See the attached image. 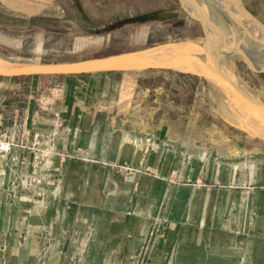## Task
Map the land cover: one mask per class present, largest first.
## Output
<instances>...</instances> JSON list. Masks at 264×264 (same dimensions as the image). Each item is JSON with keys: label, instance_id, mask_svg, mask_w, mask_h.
Masks as SVG:
<instances>
[{"label": "rangeland", "instance_id": "1", "mask_svg": "<svg viewBox=\"0 0 264 264\" xmlns=\"http://www.w3.org/2000/svg\"><path fill=\"white\" fill-rule=\"evenodd\" d=\"M235 1L224 12L220 0H197L201 10L182 0H0V57L48 63L164 46L162 55L206 64L264 101L255 51L264 39L234 26L264 32V0ZM187 9L211 16L201 18L213 28L205 26L208 40ZM152 10L159 13L148 21L115 25ZM31 17L57 25L32 26ZM222 19L234 30L227 24L224 33ZM198 69L209 82L149 69L169 80L138 108L155 112L151 130L71 129L56 115L41 139L32 119L21 138L15 125L2 129L28 83L1 79L14 87L0 99V264H264V140L234 126L216 94L221 84ZM224 80L225 95L242 94ZM104 152L118 158L106 166Z\"/></svg>", "mask_w": 264, "mask_h": 264}, {"label": "crops", "instance_id": "2", "mask_svg": "<svg viewBox=\"0 0 264 264\" xmlns=\"http://www.w3.org/2000/svg\"><path fill=\"white\" fill-rule=\"evenodd\" d=\"M168 83L165 70L35 74L26 86L22 85L27 93L22 100L24 105L19 107L10 102L7 106L11 118L2 129L10 131L15 125V135L21 138L31 130L28 127L32 119L33 137L37 133L41 139L51 131V120L59 115L68 122L71 129H84L96 123L102 128L119 124L130 130L142 124L151 130L154 128L155 112L138 108L144 105L150 94L162 90ZM14 85L19 87L21 84ZM1 87L3 98L7 89L14 86L0 82ZM20 124H23L22 128ZM40 147L43 148V145L40 144ZM112 157L114 160L118 158L116 153L104 152V165L110 166L113 163ZM53 161L56 159H49V163Z\"/></svg>", "mask_w": 264, "mask_h": 264}, {"label": "water", "instance_id": "3", "mask_svg": "<svg viewBox=\"0 0 264 264\" xmlns=\"http://www.w3.org/2000/svg\"><path fill=\"white\" fill-rule=\"evenodd\" d=\"M227 5V3H226ZM228 6V5H227ZM248 11V10H247ZM249 12V11H248ZM159 13V10H152L136 15H131L118 19L115 25H123L127 23H141L150 20ZM250 14V13H249ZM251 15V14H250ZM252 16V15H251ZM253 17V16H252ZM258 22V21H257ZM259 23V22H258ZM203 28L204 25L201 22ZM260 24V23H259ZM262 25V24H261ZM264 26V25H262ZM205 31V28H204ZM205 35H207L205 31ZM256 42V43H255ZM259 46L260 42L254 41ZM164 46L154 47L150 49H142L139 51L123 52L110 56L90 57L79 60L57 61L48 63L23 62L14 59H6L0 57L3 66H0V75L16 76L26 74H49V73H70V72H89V71H127L140 72L148 69L165 68L175 69L183 72H190L208 81L209 74L199 72L198 65L192 66L174 57H166L162 55ZM259 49H255L256 53ZM261 52L259 51V54ZM260 58L264 61V55L260 54ZM197 70H196V69ZM264 71V68H259ZM211 78V76H209ZM220 78V77H219ZM214 79V77H212ZM221 79V78H220ZM217 79L222 85L215 86L216 94L220 96L221 103L228 116L236 123L234 126L245 131L252 137L264 140V132L256 131L254 128H264V101L252 92L244 91L242 94L237 92L224 94L226 88L223 80Z\"/></svg>", "mask_w": 264, "mask_h": 264}, {"label": "bare ground", "instance_id": "4", "mask_svg": "<svg viewBox=\"0 0 264 264\" xmlns=\"http://www.w3.org/2000/svg\"><path fill=\"white\" fill-rule=\"evenodd\" d=\"M183 1V4H184V2L186 3V4H188L193 10H197V8H198V10H201V4L199 3V2H197V0H182ZM211 2V1H210ZM220 2L222 3V6H223V8L221 7V9H223V11L225 12V10L226 11H229L230 9H232V8H236V6L237 5H239V4H237V2L235 1V0H220ZM226 3H227V5H226ZM240 11L238 12V13H240V17L241 18H243V19H245V20H247V17H246V14L244 13V10H242L243 8L242 7H240ZM188 10V9H187ZM189 11V10H188ZM190 12V11H189ZM200 12V14H201V18H203L204 16H206L205 15V13H203V11H199ZM191 13V12H190ZM192 14V13H191ZM196 19H198L200 22H205V21H202L201 20V18L199 17V16H197V15H195V14H192ZM209 17H211V16H209ZM209 17H207V18H205L204 17V19H208ZM213 19V18H212ZM211 19V20H212ZM214 20V19H213ZM208 21L209 22H211L210 21V18L208 19ZM206 22H207V20H206ZM213 22V21H212ZM250 22V21H249ZM208 23V22H207ZM226 23V24H225ZM220 25H221V27H222V31L225 33L226 32V29H227V24L229 25V27L231 28V29H233V27H231L232 26V22H230V21H227V20H221L220 21V23H219ZM204 25V24H203ZM212 25H213V23H212ZM234 25V24H233ZM205 26H207V25H205ZM204 26V28H205V31H206V27ZM235 26V28L240 32V33H244V31L245 32H247L249 35H251V36H255V39L256 40H261V39H264V34H262V33H264V32H262V30L261 31H259V30H257L258 29V27H256V28H253V25H251V23H249L248 24V28L245 30V29H243V28H241V26H236V25H234ZM209 26H207V28H208ZM208 29H212L213 30V28H208ZM234 30V29H233ZM209 32V31H208ZM262 32V33H261ZM206 33H207V31H206ZM210 33V32H209ZM233 34H236V33H233ZM228 35V34H227ZM235 37H236V35H235ZM207 40H208V34H207ZM206 47H208V45L206 46ZM207 49V48H206ZM237 49H239L238 48V46H237ZM259 49V48H258ZM240 50H242V49H240ZM259 51L261 52V54L262 53H264V49H259ZM202 52V51H201ZM208 52H211L209 49H208ZM242 52V51H241ZM249 52L250 51H246L245 53L246 54H244V52H243V55H245V56H247V57H250L251 55H249ZM251 53V52H250ZM209 54V53H208ZM200 55H201V53H200ZM256 61V60H255ZM254 62V61H253ZM225 64H226V62H225ZM208 65H209V63H208ZM0 66H3V62L2 61H0ZM201 66V65H200ZM201 68H203V69H205L206 71H209L210 72V74L211 75H213V77H215L216 78V82H217V79H220L222 76H223V78H221V79H225V80H227L228 82L229 81H231L232 82V85L237 89V91H240L241 90V85H237V83L236 82H234L231 78H228L229 76H228V74H224L223 72H216L217 70H213L212 68L210 69V67L209 66H206V64H204V66H201ZM207 68V69H206ZM197 70V69H196ZM200 72V71H199ZM202 72V71H201ZM208 72V73H209ZM203 73V72H202ZM205 73H207V72H205ZM227 75V76H226ZM220 77V78H219ZM220 79V80H221ZM224 80V81H225ZM217 84H218V82H217ZM220 84V83H219ZM218 84V85H219ZM241 92V91H240ZM256 128V127H255ZM258 130H260L261 132H264V128H259Z\"/></svg>", "mask_w": 264, "mask_h": 264}, {"label": "trees", "instance_id": "5", "mask_svg": "<svg viewBox=\"0 0 264 264\" xmlns=\"http://www.w3.org/2000/svg\"><path fill=\"white\" fill-rule=\"evenodd\" d=\"M14 22H18V20L14 19ZM29 24L36 27H49V26H55L56 21L54 18H45V17H31L29 18ZM7 76L0 75V80L4 79ZM33 75L26 74V75H16L12 76L11 79L16 80L18 82H26L29 83ZM2 97V91L0 89V99ZM232 130H234L232 128Z\"/></svg>", "mask_w": 264, "mask_h": 264}, {"label": "built area", "instance_id": "6", "mask_svg": "<svg viewBox=\"0 0 264 264\" xmlns=\"http://www.w3.org/2000/svg\"><path fill=\"white\" fill-rule=\"evenodd\" d=\"M1 117H2V115L0 113V119H1ZM5 135H6V131L1 133V136L5 137ZM0 144L4 147V149H6L7 145L4 142L0 141Z\"/></svg>", "mask_w": 264, "mask_h": 264}]
</instances>
